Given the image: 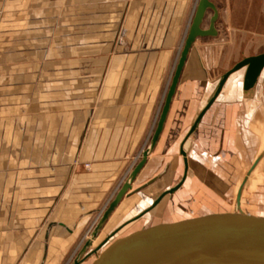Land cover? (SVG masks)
Masks as SVG:
<instances>
[{
	"label": "crops",
	"instance_id": "obj_1",
	"mask_svg": "<svg viewBox=\"0 0 264 264\" xmlns=\"http://www.w3.org/2000/svg\"><path fill=\"white\" fill-rule=\"evenodd\" d=\"M196 3L0 0V264H59L120 189L152 138ZM91 12L99 14L93 35ZM226 25L233 30L231 21ZM220 40L199 37L192 45L162 131L133 188L157 177L150 185L166 189L171 152H180L173 169L183 164L186 170L187 147L226 161L251 150L249 142L264 140L261 110L252 114L255 85L244 90L238 74L216 94L221 77L214 79L211 70L227 59ZM92 49L97 57L91 58ZM90 60L97 66L76 70V61ZM228 171L240 169L207 170L205 187H213V174ZM252 176L239 187L251 185ZM201 177L193 180L202 186ZM195 189L187 183L182 196L195 195ZM128 197L117 207L129 206ZM151 201L143 197L129 206L122 220ZM205 206L194 209L197 216L211 212Z\"/></svg>",
	"mask_w": 264,
	"mask_h": 264
},
{
	"label": "water",
	"instance_id": "obj_2",
	"mask_svg": "<svg viewBox=\"0 0 264 264\" xmlns=\"http://www.w3.org/2000/svg\"><path fill=\"white\" fill-rule=\"evenodd\" d=\"M208 11H211L212 14L207 27L204 28L203 21ZM217 20L218 10L215 4L211 0H197L149 146L143 151L140 161L109 203L93 236H96L98 230L125 196L140 193L142 189L156 180L157 177L136 189L132 186L140 170L146 164L148 154L153 150L162 131L172 97L192 45L199 37L216 36ZM243 68V89L248 90L255 85L264 70V53L244 58L224 73L219 80L216 94L232 73ZM246 177L244 180L247 179ZM190 181L185 172L177 184L152 199L151 204L139 214L131 220L123 221L124 224L121 222V226L118 225L96 248L88 253L87 257L96 254L90 264H174L186 259L187 261L183 264L207 262L264 264V211L254 212L243 207L240 203L244 182L240 185L234 202L231 203L219 196H197V192L195 195L182 196L187 183H191ZM173 196L178 198L177 201L165 205V199ZM205 205L218 208V211L214 210L192 217L187 214L196 207ZM180 220L182 223L175 224ZM129 223L130 226L121 235L109 242L119 232L120 227ZM101 248L103 249L99 252ZM82 262L83 260H75L74 264Z\"/></svg>",
	"mask_w": 264,
	"mask_h": 264
},
{
	"label": "rangeland",
	"instance_id": "obj_3",
	"mask_svg": "<svg viewBox=\"0 0 264 264\" xmlns=\"http://www.w3.org/2000/svg\"><path fill=\"white\" fill-rule=\"evenodd\" d=\"M217 10H218V22L216 21V25L218 26L219 34L217 33L215 38H220V50L227 54L226 60H219L218 65L216 67L213 66L211 73L214 79L218 77H222L224 73L228 69H231L237 62L243 60L244 58L258 55L264 53V0H211ZM197 2V0H196ZM212 12L208 11L205 19L203 21V27L206 28L208 25V20L211 16ZM229 14V16H228ZM90 25H91V33H97L98 29V20L99 14L91 12L90 14ZM96 17V18H95ZM231 21L233 24V30L228 29L226 22ZM83 23L82 19H76V24ZM86 24V23H85ZM89 25V24H86ZM95 28V30H94ZM80 29H75L78 32ZM188 30V29H187ZM186 30V33H187ZM121 35V30H119L118 36ZM184 37L182 39V45L184 41ZM213 37V38H214ZM182 48V46H181ZM77 50V46H76ZM181 50V49H180ZM91 58L97 57L98 50L92 49L91 50ZM95 54V55H94ZM61 63V62H60ZM98 62L90 60L82 62L76 61L75 68L76 70H82L83 66L86 65L87 68H93L97 66ZM175 69V67H174ZM173 69V71H174ZM172 71V73H173ZM172 77V76H171ZM253 97H255V102L257 103L256 109L252 108V114L254 115V111L258 112L261 110L260 117L264 119V70H262L260 76L258 77L257 82L255 83V89H253ZM254 105V106H255ZM260 106L258 110L257 106ZM254 109V110H253ZM252 115V116H253ZM264 122V121H262ZM252 129V128H251ZM262 131H264V125H261ZM264 135V132H262ZM258 137H260L258 135ZM150 141L148 140L144 147L140 150V154L138 158L141 159V153L146 150L149 146ZM191 142L189 141V146ZM252 149L249 150L251 152H234L235 157L232 159H227L226 161H222L221 158L210 156L211 154H206L207 152H192L193 150L191 147H187L189 152H186V162L188 163V168L185 170L183 164L181 167L177 169H173V165H175L178 161V156H180V152H171V163L172 169L167 172L166 177L168 179V188L177 184L181 178L183 177L184 173L186 172L187 177L191 180V186H195L196 195L205 197V196H219L225 201L234 202L235 198V191L236 188L239 187L240 182L248 176V170L251 169L253 163L257 161L256 166L251 169L253 181L251 185H244L243 193H242V205L243 207L247 208L248 210L256 211H264V140L259 139L257 142H249ZM254 144L256 147L254 148ZM60 152H65L66 149H61ZM207 156V157H205ZM261 158V159H260ZM231 160V161H230ZM184 161V160H183ZM76 163V160L74 161ZM73 163V164H74ZM84 163L82 164L85 170L90 169V165L85 167ZM225 164V165H224ZM234 167L236 169H240L238 172L228 171V172H219L213 174V187L206 188V184H210L207 180L206 171L210 169H216L219 167ZM131 172H129L127 178L129 177ZM204 176L202 178V186L201 182L200 185L195 183L193 178L195 175ZM207 175V176H206ZM207 177V178H206ZM127 180V179H126ZM138 183L134 184V189L138 186ZM137 186V187H136ZM165 188L158 187L154 188L151 185L145 187L140 191V193H134L130 195L128 198H125L127 204L132 207H135L136 204L142 200L143 197L146 199L156 198L159 194L164 191ZM165 189V190H166ZM194 190V191H195ZM115 193L110 197L107 201V204L99 211L94 213L93 221L87 226V228L83 231L82 235L77 239L75 244L71 247L70 251L65 253L63 257L60 259L59 264H74L75 260L83 262L81 264H90L92 260L95 259L96 254L88 256V253L96 248L99 243L118 225L121 224L123 221V216L129 211V206L126 207L122 205L117 207V213L114 211L103 224V226L98 230L96 236H93L95 228L99 223L103 213L107 209L109 203L113 200L114 196L118 192V188L114 191ZM130 198V201H129ZM124 199V200H125ZM176 196L172 198L168 197L165 199L164 204L170 205L173 202L177 201ZM130 202V203H129ZM124 204V203H123ZM206 207V206H205ZM218 211V208L212 207V211ZM206 210H203V214H205ZM193 212V213H192ZM194 210L188 212L187 214L192 216H196ZM208 213V211H207ZM112 215H115L112 217ZM113 221H111V220ZM111 221V223H110ZM110 223V227L108 224ZM86 257V258H85ZM185 261L182 262V264ZM204 264H219V263H204Z\"/></svg>",
	"mask_w": 264,
	"mask_h": 264
},
{
	"label": "bare ground",
	"instance_id": "obj_4",
	"mask_svg": "<svg viewBox=\"0 0 264 264\" xmlns=\"http://www.w3.org/2000/svg\"><path fill=\"white\" fill-rule=\"evenodd\" d=\"M197 4V3H196ZM196 7V6H195ZM195 10V9H194ZM194 14V13H193ZM193 17V16H192ZM192 20V19H191ZM238 74H242V86H243V74H244V68L243 69H240V70H238V71H236V72H234V73H232L231 75H230V77L228 78V80L226 81V85L227 86H230V83L233 81V77L235 76V75H238ZM225 85V86H226ZM261 159V158H260ZM256 162V161H255ZM255 162H254V164H255ZM257 163V162H256ZM253 164V165H254ZM256 165V164H255ZM252 168V167H251ZM250 173H251V169H250V171H249ZM250 173H249V175H250ZM248 175V176H249ZM248 176L246 177V178H248ZM245 181V180H244ZM244 186V185H243ZM242 190H243V188H242ZM243 192V191H242ZM242 192H241V197H242ZM238 193V192H237ZM240 202H241V198H240ZM124 224V223H123ZM121 226V225H120ZM201 264H204V263H201Z\"/></svg>",
	"mask_w": 264,
	"mask_h": 264
},
{
	"label": "built area",
	"instance_id": "obj_5",
	"mask_svg": "<svg viewBox=\"0 0 264 264\" xmlns=\"http://www.w3.org/2000/svg\"><path fill=\"white\" fill-rule=\"evenodd\" d=\"M85 167H88V164H85Z\"/></svg>",
	"mask_w": 264,
	"mask_h": 264
}]
</instances>
